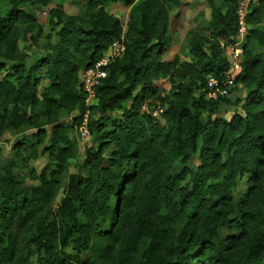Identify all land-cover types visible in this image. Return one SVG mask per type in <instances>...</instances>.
I'll use <instances>...</instances> for the list:
<instances>
[{
	"label": "trees",
	"instance_id": "16d2710c",
	"mask_svg": "<svg viewBox=\"0 0 264 264\" xmlns=\"http://www.w3.org/2000/svg\"><path fill=\"white\" fill-rule=\"evenodd\" d=\"M23 1L0 8V53L14 60L0 62V133L31 130L14 153L23 160L41 149L48 166L26 185L0 162V264H31L33 256L37 264H264V54L248 49L264 47V0L251 7L235 77L247 94L229 121L211 116L228 96L207 100L205 90L209 75L229 72L220 45L233 43L238 0H207L208 34H192L184 61L162 58L170 9L182 0H87L79 16L53 8L56 32L32 65L15 55L20 39L38 35L35 16L18 8ZM116 3L130 7L125 25L105 10ZM121 38L124 52L86 107L81 73ZM162 79L165 97L155 87ZM150 99L165 106L161 119L140 113ZM73 111V126L59 122ZM86 111L94 145L52 213L75 154L69 130ZM239 181L246 190L235 202Z\"/></svg>",
	"mask_w": 264,
	"mask_h": 264
},
{
	"label": "rangeland",
	"instance_id": "374dc122",
	"mask_svg": "<svg viewBox=\"0 0 264 264\" xmlns=\"http://www.w3.org/2000/svg\"><path fill=\"white\" fill-rule=\"evenodd\" d=\"M87 0H50L48 5H43L39 0H25L23 2H17L18 8L24 9L30 12L36 18L38 35L33 38H26L18 42L15 55L24 59L27 65H32L34 61L46 51V43L50 37H53L56 29L51 26L49 22L48 12L50 9L59 7L63 13L67 16H79L85 12V4ZM12 3L8 0L0 3L1 10L10 8ZM105 10L114 17L121 20L125 25L130 7L123 3L107 4ZM44 12L46 14H44ZM210 22V8L207 0H182L181 5L170 9V20L168 25V33L170 36V46L167 51L163 53L162 58L164 60H171L178 58L180 61L189 60L188 54V42L194 33L201 35L208 34ZM244 43H242L243 46ZM248 49L253 54H264V47H259L255 42H250ZM12 61V62H11ZM0 62H6L12 64L14 60L5 57L4 51L0 53ZM5 75V72H0V78ZM232 83L229 88V94L227 99L219 102L218 110L211 116L214 118H222L229 121L235 113H241V105L246 97L247 89L240 83L235 82L236 74L232 76ZM46 82H43V85ZM42 85V86H43ZM155 87L160 97L168 96L170 92V84L167 79H162L155 82ZM151 100V99H150ZM154 102L153 100H151ZM160 102V100H155ZM120 112L111 113L112 116L119 117ZM78 116L77 112L63 113L59 122L65 123L69 126H73L74 117ZM162 122V121H161ZM73 128V127H72ZM47 131H50V126L46 127ZM31 130H24L20 134H16L13 131H4L0 133V162L2 164H12L13 174L21 177L26 185H36L38 181L34 177H38L48 166L47 155H40L39 149L34 153L33 157L27 154L23 156L25 159H20L14 153L13 145L15 141L22 136H28L31 134ZM69 137L74 145L75 154L73 158L69 159L68 169L65 176L62 178L61 187L57 197L55 198L51 211L56 212L59 200L62 196L63 190L67 184L70 174L78 171L77 166L82 163L85 158V150L94 145L91 135L89 138H80L75 128L69 130ZM113 149L111 145L109 149L104 152L105 166L109 152ZM15 164V165H14ZM193 164L198 165L199 160L193 159ZM14 165V166H13ZM145 183V182H144ZM246 185L243 181L238 182L236 192L233 194L235 202H238L240 197L245 193ZM113 208V204L111 205ZM235 232V227H229L222 230V234H228ZM68 253H71V249H67ZM86 253H83L82 257L85 258ZM31 264H37L36 257L33 256L30 261Z\"/></svg>",
	"mask_w": 264,
	"mask_h": 264
},
{
	"label": "built area",
	"instance_id": "2783aa9c",
	"mask_svg": "<svg viewBox=\"0 0 264 264\" xmlns=\"http://www.w3.org/2000/svg\"><path fill=\"white\" fill-rule=\"evenodd\" d=\"M258 0H238L235 8L236 13V35L233 38V43L220 47L227 57L229 63V72L223 80L209 75L206 78L205 96L207 100H218L219 98L227 97L229 88L232 83V75L238 74L240 71L241 58L243 54L242 43L249 34L250 25L248 23L251 7L257 4ZM124 52L123 39L112 43L106 53L101 56L90 68L81 73V85L85 94L84 102L86 107L94 104L96 99V88L101 80L107 76V67L110 61L118 58ZM165 110V106L161 102L151 100L145 101L139 108L141 114L150 116L153 119H161V115ZM89 111H86L80 120L77 127V132L80 138L85 139L90 137L87 127Z\"/></svg>",
	"mask_w": 264,
	"mask_h": 264
},
{
	"label": "crops",
	"instance_id": "0c3cea01",
	"mask_svg": "<svg viewBox=\"0 0 264 264\" xmlns=\"http://www.w3.org/2000/svg\"><path fill=\"white\" fill-rule=\"evenodd\" d=\"M225 55V54H224ZM226 56V55H225Z\"/></svg>",
	"mask_w": 264,
	"mask_h": 264
}]
</instances>
